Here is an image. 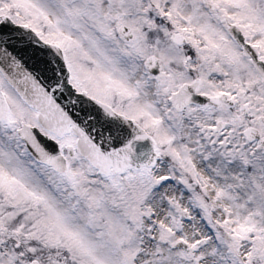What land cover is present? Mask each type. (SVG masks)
Wrapping results in <instances>:
<instances>
[{"label":"snow or ice","instance_id":"obj_1","mask_svg":"<svg viewBox=\"0 0 264 264\" xmlns=\"http://www.w3.org/2000/svg\"><path fill=\"white\" fill-rule=\"evenodd\" d=\"M0 264H264V0H0Z\"/></svg>","mask_w":264,"mask_h":264},{"label":"water","instance_id":"obj_2","mask_svg":"<svg viewBox=\"0 0 264 264\" xmlns=\"http://www.w3.org/2000/svg\"><path fill=\"white\" fill-rule=\"evenodd\" d=\"M150 148V143L148 141L142 142L137 146V151L141 152L144 151L146 152Z\"/></svg>","mask_w":264,"mask_h":264}]
</instances>
